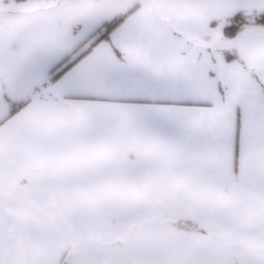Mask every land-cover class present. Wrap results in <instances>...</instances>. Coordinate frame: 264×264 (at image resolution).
I'll return each instance as SVG.
<instances>
[{
	"label": "snow or ice",
	"instance_id": "obj_1",
	"mask_svg": "<svg viewBox=\"0 0 264 264\" xmlns=\"http://www.w3.org/2000/svg\"><path fill=\"white\" fill-rule=\"evenodd\" d=\"M0 264H264V0H0Z\"/></svg>",
	"mask_w": 264,
	"mask_h": 264
}]
</instances>
